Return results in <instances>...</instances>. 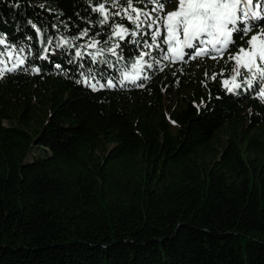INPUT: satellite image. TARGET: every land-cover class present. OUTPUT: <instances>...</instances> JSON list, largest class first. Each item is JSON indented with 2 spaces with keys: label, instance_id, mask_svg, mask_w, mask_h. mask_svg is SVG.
<instances>
[{
  "label": "trees",
  "instance_id": "1",
  "mask_svg": "<svg viewBox=\"0 0 264 264\" xmlns=\"http://www.w3.org/2000/svg\"><path fill=\"white\" fill-rule=\"evenodd\" d=\"M100 2L107 24L96 0H0V264H264L252 74L234 93L198 82L151 39L157 0H131L139 28L124 0ZM116 24L139 35L109 39Z\"/></svg>",
  "mask_w": 264,
  "mask_h": 264
},
{
  "label": "snow or ice",
  "instance_id": "2",
  "mask_svg": "<svg viewBox=\"0 0 264 264\" xmlns=\"http://www.w3.org/2000/svg\"><path fill=\"white\" fill-rule=\"evenodd\" d=\"M171 3V0H167ZM244 3L245 7H240L241 3ZM124 3L131 8V14L127 19L136 24L137 28L140 26L139 17L141 15L140 9L132 5L131 0H124ZM252 4V0H178V7L176 10L167 12L165 17H155V20L163 21V27L165 29L162 34L159 31L151 33V39L156 41L160 38V43L156 46L160 47L161 44L167 45L165 51L169 54L165 56V59L170 56L182 59L184 55L191 56L192 53H185V49H190L195 52V56H199L202 53L207 54L209 51L215 50L221 53L224 48L228 47L230 43H233L231 36L233 31L238 32L241 35H247L251 31V21L259 18V14L255 11H251L248 5ZM118 6V5H117ZM157 8L162 10L161 0H157ZM92 11L100 14L99 24H107L110 15H119V13H110L105 3H101L100 0H96V6L92 7ZM127 11V9H125ZM153 12L156 9H152ZM148 17L146 16V19ZM239 25V27H237ZM35 27V25H33ZM111 36L109 39L126 40L129 35H139V33H129L127 28L121 27L119 24L110 25ZM182 35V39H181ZM264 36V33L260 34ZM87 36V30L81 31L78 38ZM208 39H203V37ZM258 40L257 35H252L251 38L246 41L249 45L247 49L241 47L235 54L230 56L237 62L238 67H243L246 72L252 74V78L244 80L242 83L248 88L254 89L259 92L261 96H264V40H260L259 45L255 44ZM138 43L137 41H132ZM0 43H4L0 40ZM63 43H68L63 41ZM144 43L147 44L145 41ZM99 44L97 40H90L85 47L96 48ZM211 46V48L209 47ZM219 45V47H217ZM149 48L151 44H147ZM119 43L108 48L107 51L113 55L116 54V49L119 48ZM76 56H82L83 53L79 50L75 53ZM148 55L147 52L139 54L137 63L143 62V58ZM246 58V63L241 64V58ZM195 58V57H192ZM210 58L215 59V56ZM25 60L19 59L18 64H14L11 69L6 71L16 70L19 65H23ZM59 67V65H57ZM39 72L40 69H35ZM215 78V77H213ZM242 83L237 80V76L234 75L231 79H225L222 81L228 93H234L237 89L242 87ZM107 87H113L111 80L106 82ZM90 87L95 91L97 90V84L91 83ZM100 88L105 87L104 84L99 85Z\"/></svg>",
  "mask_w": 264,
  "mask_h": 264
},
{
  "label": "rangeland",
  "instance_id": "3",
  "mask_svg": "<svg viewBox=\"0 0 264 264\" xmlns=\"http://www.w3.org/2000/svg\"><path fill=\"white\" fill-rule=\"evenodd\" d=\"M177 7L178 0H171V3H168L167 0H164L162 10H159L160 17H165L167 12L174 11L177 9ZM240 7H245L243 2L241 3ZM248 8L251 11L257 12L259 14V18L250 22L251 31L248 32L247 35H241L238 32L233 31L231 36L233 43H230L228 47L223 49L222 58L221 53H218L215 50L209 51L207 54L202 53L199 56H195L194 51L185 49V53L191 52L192 55H184L182 59L176 58L175 56H170L171 60L174 62L183 61L186 64L185 69L188 71L189 76L195 78L198 82H202L203 76L207 75L210 71L220 74L222 81L225 79L230 80L232 76L237 74L239 67L237 62H233L229 57L235 54L241 47L247 49L249 45L246 43V41H248L252 35L258 36V40L254 42L257 45H259L260 40H264V36L260 35L261 33H264V0H252V4L248 5ZM155 24L158 26L157 29L164 33L165 29L163 27V21L155 20ZM237 27H239V25H237ZM243 37H245L244 41L242 40ZM203 39L208 38L205 36ZM209 47L211 48L210 45ZM217 47H219V45H217ZM165 48H167V45H165ZM211 56H215L216 58L212 59L210 58ZM240 63H246V58L242 57ZM194 93L195 90L192 87H184L179 93H171L169 95V103L174 107L179 106L183 103V99H189L194 95Z\"/></svg>",
  "mask_w": 264,
  "mask_h": 264
}]
</instances>
